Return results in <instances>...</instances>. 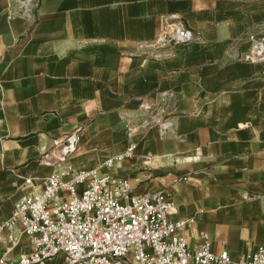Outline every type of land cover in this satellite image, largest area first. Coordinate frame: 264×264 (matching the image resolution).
Listing matches in <instances>:
<instances>
[{"label":"crops","instance_id":"crops-1","mask_svg":"<svg viewBox=\"0 0 264 264\" xmlns=\"http://www.w3.org/2000/svg\"><path fill=\"white\" fill-rule=\"evenodd\" d=\"M16 7L0 0V224L51 174L99 168L137 195L169 193L173 219L192 221L182 233L194 250L204 233L232 260L264 247V61L243 58L250 35H264V0H41L36 22L10 16ZM170 15L203 42L146 58L139 44ZM156 90L175 94L171 131L130 133L147 120L143 106L160 102ZM78 129L65 162H41ZM131 143L132 157L105 165ZM19 237L7 264L33 249ZM8 238L0 231V256Z\"/></svg>","mask_w":264,"mask_h":264},{"label":"built area","instance_id":"built-area-1","mask_svg":"<svg viewBox=\"0 0 264 264\" xmlns=\"http://www.w3.org/2000/svg\"><path fill=\"white\" fill-rule=\"evenodd\" d=\"M40 3L41 0H14L17 7L9 12L10 16L36 22ZM176 20L174 15L163 16L165 26L159 37L149 44H139L141 54L162 58L171 55L162 52L168 48L203 42L199 33ZM249 39L251 48L244 60L264 61V35H250ZM228 54L240 57L237 52ZM156 91L160 102L143 106L147 120L130 128V133L151 124H159L163 133L171 131L166 114L175 94L171 90ZM79 142L78 129L60 140L41 162L62 164L77 150ZM135 149L134 143L129 144L122 155L105 165L112 167L122 158L132 157ZM25 183L32 184V179ZM177 213V204L169 193L137 195L128 179L102 174L99 168L56 172L46 179L41 192L17 202L11 216L0 224V231H9L0 264L8 263V256L20 242L19 235H27L33 249L21 256L18 264H46L58 257L61 264H264V247L232 260L228 252H214L206 233L199 248L192 249L182 233L192 221L174 220Z\"/></svg>","mask_w":264,"mask_h":264}]
</instances>
